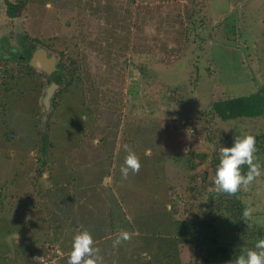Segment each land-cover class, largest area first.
Returning a JSON list of instances; mask_svg holds the SVG:
<instances>
[{"label":"rangeland","instance_id":"rangeland-1","mask_svg":"<svg viewBox=\"0 0 264 264\" xmlns=\"http://www.w3.org/2000/svg\"><path fill=\"white\" fill-rule=\"evenodd\" d=\"M42 1L31 0L12 20L1 16L0 38L9 34L13 45L20 37L46 46L66 66L73 61L81 94L62 95L59 109L52 96L42 104L40 89L34 97V86L30 101L22 100L16 93L24 83L12 84L8 96L0 92V220L21 226L0 233V264H67L73 237L84 229L98 237L104 264H187L194 252L180 235L191 237L187 222L200 214L184 189L207 173L212 157L205 155L218 158L224 136L264 132V116L202 119L209 103L245 96L252 79L255 90L261 86L264 0ZM188 21L191 31L183 34ZM14 67L21 64L3 62L0 81ZM79 110L88 111L86 121ZM78 121L86 123L83 132ZM42 136L43 166L35 148ZM124 144L141 163L127 179L120 173ZM252 198L254 210L264 211V191ZM255 220L264 226V214ZM118 229L132 239L113 248ZM229 232L200 229V249L225 247Z\"/></svg>","mask_w":264,"mask_h":264},{"label":"trees","instance_id":"trees-1","mask_svg":"<svg viewBox=\"0 0 264 264\" xmlns=\"http://www.w3.org/2000/svg\"><path fill=\"white\" fill-rule=\"evenodd\" d=\"M30 1L31 0H0V17L2 16L7 20L17 18L21 15L25 5ZM42 2L43 1L41 0V3ZM194 14L195 13L193 11L189 13V20L191 19V17H193ZM198 24L201 25L200 22ZM189 26L190 22L188 21V26L183 29V34H186L187 32L191 31V28H189ZM8 35L9 34L3 35L0 40L2 41L4 37L7 38ZM43 47L47 48L46 46ZM61 66V70H64V81H66L64 83V87L74 85L72 77L73 74H76V69L74 67L73 61L69 60L68 66L63 63ZM26 71L32 72L29 69H26ZM5 73L8 79L7 81L5 79L3 82L0 83V88H3V94L7 95L8 92L13 91V87L11 85L17 82H19V85L24 83L22 86V90L24 91H30L32 86L38 85V83H36V77L30 78V74L25 73V68L14 67L8 69V71H6ZM29 78L30 80H28ZM17 79L18 81H16ZM76 79H78V76ZM25 80L28 81L25 82ZM253 82L254 81L252 79L250 84V88L252 87V92L246 93L245 96L230 95L225 97V99H219L215 102L209 103V105H207V109H204L205 115L207 116L202 118L203 121L205 118H207V120H205L206 122L204 121L205 124H209V122L213 121V119L215 118L226 122L230 120L253 119L264 116V79L261 83V86H259L256 90L253 87ZM52 106L53 108H57L59 105H56L54 103V105ZM86 108L87 107H84L82 110H85ZM32 111L34 112L33 108L30 112L31 114L33 113ZM79 112V115L84 117V121H86L88 118V111H86V114L81 113V110H79ZM85 127L86 123L83 124L79 122V124H77L76 131L83 132ZM254 136L256 138V156L258 158V162L261 164L262 171L264 172V132ZM235 137L241 136H239L237 133L231 135V137L224 136L220 142L221 146H233ZM205 139L207 141L210 140L209 137H205ZM35 148L36 151L39 152L42 156L40 158L42 160L41 166H43V158L46 157L47 151L46 136L41 137L40 144H38V146H36ZM205 156L207 157L206 159H210V157H212L210 160H207V169L209 170L207 171V173L204 174V176L203 174H201V178L199 179V182L197 184H190L184 189V198H189L188 200H190L189 206L194 209L198 214H200V220L198 222L192 220H189L187 222V234H189V236L191 237L184 238V233L180 235L183 239V242L192 246L191 250L194 252L187 264H214L213 262L227 263L230 261H235L236 257L240 255L244 249H247L249 248V246L252 245L254 246L258 239L264 238V226L261 222H257V220H255L258 219L260 215H263L264 211L254 210L251 219H246L243 216V211L248 206H252L253 209H255L254 204L256 200H254L252 197L256 195L257 191H264V180L261 181L260 186L256 184L254 185L253 182L247 191L241 189V191H239L234 196H230L227 194L218 195L213 189L214 178L220 157L215 158L213 154L212 156ZM44 160L46 161V158ZM203 161L204 160H200L196 164H193L192 167H189V170L192 171L196 167L201 166ZM247 170V166H244L242 168V172L244 173H246ZM262 177L264 179V175H262ZM3 189L4 186H0V191ZM2 193L3 192H0V207L4 203L3 200L5 199V196ZM180 199L181 198H179V200ZM203 204L207 207L205 209V212L203 210ZM220 207L224 209V213H227L226 215L221 212L219 213ZM203 212L204 214H207V216L202 215ZM202 217L205 218V220ZM18 226H20L18 222L13 221L12 219H10V217H6V219L0 220V233L11 235L13 233V229H16ZM221 226L227 227V229L230 231L227 234H230L229 237L232 242H227L228 245L223 248L215 249L214 253H206L204 250H201V242L199 241L200 236L198 231L207 227H210L212 230L216 231L217 228L219 230ZM229 226L234 227V231H232ZM110 228H112V225H110ZM119 231L120 229L116 230V233H119ZM233 236H235V238ZM95 238L93 237L94 240H96ZM26 252V255L29 258H33L31 250L26 249ZM215 254H219L218 258H215ZM136 256L138 258V255ZM146 263L153 264L150 258L146 260Z\"/></svg>","mask_w":264,"mask_h":264},{"label":"clouds","instance_id":"clouds-1","mask_svg":"<svg viewBox=\"0 0 264 264\" xmlns=\"http://www.w3.org/2000/svg\"><path fill=\"white\" fill-rule=\"evenodd\" d=\"M122 147L127 155L120 166V173L122 179H127L130 174L139 173L141 163L140 157L129 145L124 144ZM256 152V138L251 134L235 137L231 147H220V159L213 190L218 195L227 194L230 196L236 195L241 189L247 191L257 178L264 175ZM244 166H247L248 169L246 173L242 172ZM253 212V208L247 207L243 211V216L246 219H251ZM131 239V233L120 230L112 242V247L119 248ZM100 251L92 234L86 229L81 230L73 237L67 264H104ZM234 264H264V238L258 239L253 249H244L242 254L236 257Z\"/></svg>","mask_w":264,"mask_h":264},{"label":"flooded vegetation","instance_id":"flooded-vegetation-1","mask_svg":"<svg viewBox=\"0 0 264 264\" xmlns=\"http://www.w3.org/2000/svg\"><path fill=\"white\" fill-rule=\"evenodd\" d=\"M20 37H17V39L14 41L13 45H11L9 42H7L6 38L4 37L3 40H0V66H3V62L6 61H14L18 62L21 64L22 68H25V73L30 74V78L36 77V80L38 83L40 77H44L46 79V83L42 82L39 85H34L35 88V95L36 97L37 94H40L39 89L42 91L44 95V99L41 100L42 104H47V101L52 98V103L51 105H59L57 108L60 109V106L65 104L61 97L64 94H75L77 92L78 96L81 94V90L79 87L76 85V78L78 74L76 73L75 75L73 74V83L74 85L64 87V70H61L62 68V63L60 62V57L54 53L48 52L47 48H44L42 45L37 44L35 42H28L25 39H19ZM24 40L25 42H22ZM41 49L42 51L45 52L46 57L49 58L50 55H53V64L52 67L53 69L49 72H45L42 70H38L35 68H32L29 65L30 59L32 58V54ZM47 68H49V65H46ZM26 69L31 70L32 72H27ZM76 72V70H75ZM30 78L28 80H30ZM28 80H25L28 81ZM3 81H0V83ZM85 90L91 91V88H86ZM2 93V91H0ZM19 94L22 97V100H29L30 97L28 96V91L20 90ZM6 94H4L5 96ZM42 95V96H43ZM79 99H81L79 97ZM82 117V116H81ZM83 118V117H82Z\"/></svg>","mask_w":264,"mask_h":264},{"label":"water","instance_id":"water-1","mask_svg":"<svg viewBox=\"0 0 264 264\" xmlns=\"http://www.w3.org/2000/svg\"><path fill=\"white\" fill-rule=\"evenodd\" d=\"M126 59L123 60V64H125ZM49 65V68L46 67V65ZM53 64V55H50L49 58L46 57V54L44 51H42L41 49L35 51L32 54V58L30 59L29 65L32 68L38 69V70H42L45 72H49L53 69L52 67Z\"/></svg>","mask_w":264,"mask_h":264}]
</instances>
